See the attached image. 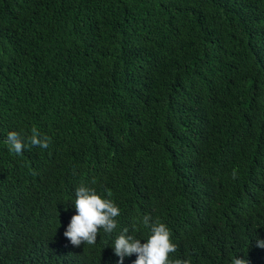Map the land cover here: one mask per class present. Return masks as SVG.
Segmentation results:
<instances>
[{
	"label": "trees",
	"instance_id": "trees-1",
	"mask_svg": "<svg viewBox=\"0 0 264 264\" xmlns=\"http://www.w3.org/2000/svg\"><path fill=\"white\" fill-rule=\"evenodd\" d=\"M82 183L121 214L76 246ZM145 214L172 259L264 264V0H0V264H117Z\"/></svg>",
	"mask_w": 264,
	"mask_h": 264
},
{
	"label": "clouds",
	"instance_id": "clouds-1",
	"mask_svg": "<svg viewBox=\"0 0 264 264\" xmlns=\"http://www.w3.org/2000/svg\"><path fill=\"white\" fill-rule=\"evenodd\" d=\"M32 145L47 148L51 137L42 135L33 128L28 137ZM6 144L10 151L22 153L26 147L25 137L19 131L7 133ZM75 207V214L68 223L64 236L73 245L82 243L93 245L97 241L98 233L103 230L111 234L117 226V218L121 214L119 205L108 196L97 191L95 187L81 184L75 189V198L71 203ZM148 226L149 234L146 238H139L134 229L124 228L112 240L110 246L114 254L119 257L117 264H124V258L136 254L133 264H191L188 259H172L170 254L175 252L177 244L172 240L169 226L159 220L153 221L150 214H145L140 221ZM143 241V242H142ZM256 245L264 248V240L256 239ZM230 264H249L237 254L231 258Z\"/></svg>",
	"mask_w": 264,
	"mask_h": 264
}]
</instances>
